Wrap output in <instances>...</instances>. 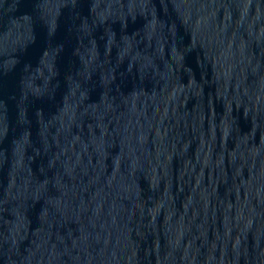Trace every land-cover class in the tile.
<instances>
[{
	"label": "water",
	"instance_id": "obj_1",
	"mask_svg": "<svg viewBox=\"0 0 264 264\" xmlns=\"http://www.w3.org/2000/svg\"><path fill=\"white\" fill-rule=\"evenodd\" d=\"M0 264H264V0H0Z\"/></svg>",
	"mask_w": 264,
	"mask_h": 264
}]
</instances>
